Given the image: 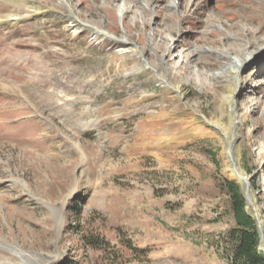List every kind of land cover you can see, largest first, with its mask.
<instances>
[{
	"label": "rangeland",
	"instance_id": "374dc122",
	"mask_svg": "<svg viewBox=\"0 0 264 264\" xmlns=\"http://www.w3.org/2000/svg\"><path fill=\"white\" fill-rule=\"evenodd\" d=\"M28 3L0 0V264H230L222 180L248 188L264 257V0ZM150 123L171 125L154 154Z\"/></svg>",
	"mask_w": 264,
	"mask_h": 264
},
{
	"label": "trees",
	"instance_id": "16d2710c",
	"mask_svg": "<svg viewBox=\"0 0 264 264\" xmlns=\"http://www.w3.org/2000/svg\"><path fill=\"white\" fill-rule=\"evenodd\" d=\"M219 188L227 196L229 203V214L235 227L231 232L232 247L229 255L230 264H264V257L258 252V234L253 220L245 212V202L239 185L235 182L222 180L218 182ZM78 207V201L73 200L68 207L69 225L74 220V214ZM119 245L123 250L133 255H145L146 250L134 248L130 241L118 232ZM79 242L85 248L107 251L108 243L98 236L86 234L78 235ZM70 264V261L65 262Z\"/></svg>",
	"mask_w": 264,
	"mask_h": 264
},
{
	"label": "bare ground",
	"instance_id": "6f19581e",
	"mask_svg": "<svg viewBox=\"0 0 264 264\" xmlns=\"http://www.w3.org/2000/svg\"><path fill=\"white\" fill-rule=\"evenodd\" d=\"M24 1V0H23ZM26 2L28 3L29 0H26ZM63 5L68 9L67 10V13H68V16L69 18L71 19V23H73L74 25H77L79 28H82L85 27L86 28H89L92 30V32L96 35H100V32L99 29L93 27V26H89V25H86L85 23L81 22L76 16L75 14L73 13V11L69 8L68 4L63 1L62 2ZM29 4V3H28ZM172 7H174V4H171ZM33 7V6H32ZM29 8V7H28ZM37 8V7H36ZM35 8V9H36ZM39 11V10H38ZM84 27V28H85ZM106 35L107 33L104 32ZM103 34V33H102ZM108 36V35H107ZM246 60H243V61H240L239 65L236 64L234 67H233V71L231 73V77H226L228 78V80L226 81L228 86L231 88V91H230V94L229 96H227V101L230 102V106H231V110H232V113L235 112V105L234 104H231L232 103V97L234 95V93L236 92V89H237V86H238V83H240L241 81L239 80V71L240 69L246 64ZM185 106H183V108H185ZM233 119V117H232ZM235 120V119H234ZM232 123L231 119H230V124ZM234 124V123H233ZM174 126V125H173ZM157 127H162V131L163 133H166V134H170L171 133V130L169 128H171V125H168L166 127H164V125L161 123H158V124H153V123H150L149 125H139L138 128H137V132H138V135H140L142 138H144L146 135H147V139H149V141H147L146 143L142 142L141 143V147H143V152L145 153H152L154 154V150H156V144L154 143V139L151 137V136H148L149 134L151 135L152 132L155 130V128ZM178 129L182 130L181 127H177ZM159 129V128H158ZM194 133L195 135L197 136H202L204 135L205 133V128L203 126H199V127H196L194 129ZM236 136V135H235ZM158 141V140H157ZM229 145L232 144V141H229ZM142 152V151H141ZM232 175H234L235 177H237L239 179V173H238V170H235V171H232ZM244 191H246V202H247V211L249 212V214L252 215V217H254L255 219H257L258 223H259V226H260V229L263 233V228L261 226V219L259 218V212H258V208L255 207L254 205V202H253V199L249 193V190L248 188H245ZM263 244L264 242H262L261 246L263 247Z\"/></svg>",
	"mask_w": 264,
	"mask_h": 264
},
{
	"label": "water",
	"instance_id": "95a60500",
	"mask_svg": "<svg viewBox=\"0 0 264 264\" xmlns=\"http://www.w3.org/2000/svg\"><path fill=\"white\" fill-rule=\"evenodd\" d=\"M245 188H247V187H244V189ZM242 195H243V199H245V201H246V191L243 190V194Z\"/></svg>",
	"mask_w": 264,
	"mask_h": 264
}]
</instances>
